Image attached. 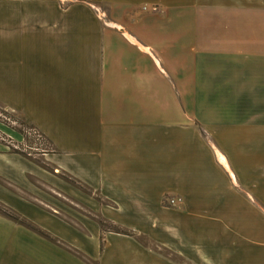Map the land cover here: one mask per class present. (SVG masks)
Here are the masks:
<instances>
[{
	"label": "crops",
	"instance_id": "1",
	"mask_svg": "<svg viewBox=\"0 0 264 264\" xmlns=\"http://www.w3.org/2000/svg\"><path fill=\"white\" fill-rule=\"evenodd\" d=\"M230 3L245 26L213 39L166 25L174 0H0V107L53 146L32 158L0 141V189L61 220L70 235L34 225L76 250L49 240L61 252L191 264L214 247L219 264H264V0ZM197 43L213 57L192 58ZM0 228L12 253L26 230L47 240L3 214Z\"/></svg>",
	"mask_w": 264,
	"mask_h": 264
},
{
	"label": "rangeland",
	"instance_id": "2",
	"mask_svg": "<svg viewBox=\"0 0 264 264\" xmlns=\"http://www.w3.org/2000/svg\"><path fill=\"white\" fill-rule=\"evenodd\" d=\"M240 1H243L245 2L244 4H246L247 0ZM230 4V0H174V4L171 8H169L170 13L168 14V19L164 23L176 28L179 26L189 27L191 32L195 31V29H203L206 31L207 38L210 37L214 39V34L216 32L220 33L223 28L227 29L229 32V30H231L235 25L240 27L245 26L243 22H246V15L244 14L235 23L236 17L233 16V12L236 11V8L232 9ZM222 5H224V8H221ZM147 7L151 8V6ZM153 10L157 12L162 11L161 7L158 6L153 7ZM164 23L163 20L160 19L158 25L161 26ZM230 32L227 35L228 38L230 37ZM210 33L213 36L210 35ZM193 42L191 44H194ZM211 42H213V40ZM194 48L195 50L191 51L192 58L213 57L201 54L206 52L202 49L199 43L195 44ZM204 105L209 106V102L205 100ZM0 126L6 132L11 134L14 132L15 135H19L20 137L18 139L0 131V141L5 143L12 151L28 154L32 158H38V153H49L53 150L52 144L46 137H44L43 134L40 133L38 129L24 123L19 116H16L12 112L6 111L1 107ZM41 186L44 190L43 194L45 195L43 198L48 201L53 208L45 206L44 204L43 206L45 208L48 207L47 209L53 213L59 214L60 212L59 215L61 217L73 222L74 219L72 218V215L76 214V207H73L69 197L65 194L62 195L56 193V191L51 189L49 186H43L42 184ZM26 196L28 195L26 194ZM33 197V195L30 196V198ZM0 199H5L7 203H9L6 208L0 204V214H3V211L6 210V212L10 215L17 216L20 222L24 221L27 222V224L31 223L33 226L35 225L36 227L45 230H49L48 228H50L58 233L62 231L68 233L69 235L71 233L70 230L61 223L60 219H56L55 216H51V213L45 211L37 205L25 202L21 199V197H19V195L10 192V190L5 188L0 189ZM109 227L110 225L104 224V229ZM41 232L44 233L43 235L47 237L48 241L44 238H37L31 234L34 232H28L26 230L25 233L30 234L29 238H27V240H29L27 243L28 248H26V240L24 243L26 250L24 255L17 252L12 253V250H8L7 246L1 243L0 264H81L80 259L76 258V256L61 252V250L57 248L60 247L68 251L76 252L70 243L56 239L52 233L51 235L42 230ZM3 233L4 231L0 228V237ZM18 235L19 234L16 236ZM49 240H52V243H54L57 247H54ZM18 244L19 240H15L13 242V247H17ZM207 254H210L212 257H205V259L202 258L200 260L192 259L191 264H219L213 257L214 247L208 249Z\"/></svg>",
	"mask_w": 264,
	"mask_h": 264
},
{
	"label": "built area",
	"instance_id": "3",
	"mask_svg": "<svg viewBox=\"0 0 264 264\" xmlns=\"http://www.w3.org/2000/svg\"><path fill=\"white\" fill-rule=\"evenodd\" d=\"M182 202V198L180 197H167L166 204L169 207H177Z\"/></svg>",
	"mask_w": 264,
	"mask_h": 264
},
{
	"label": "trees",
	"instance_id": "4",
	"mask_svg": "<svg viewBox=\"0 0 264 264\" xmlns=\"http://www.w3.org/2000/svg\"><path fill=\"white\" fill-rule=\"evenodd\" d=\"M17 152H18V151H17ZM3 214L6 215V216H9V217H12V218H14L15 220L20 221L19 218H18L17 216L10 215L9 213L6 212V210L3 211ZM21 222L24 223V224H27V222H24V221H21ZM27 225H29L31 228H33V229L36 230V231L39 230L38 232L42 233L40 229H38V228H36V227H34V226H31L30 224H27ZM102 227H104V223H102ZM42 234H44V233H42Z\"/></svg>",
	"mask_w": 264,
	"mask_h": 264
}]
</instances>
